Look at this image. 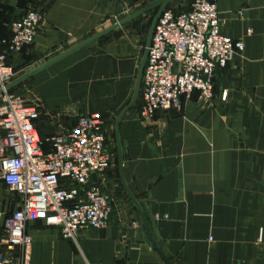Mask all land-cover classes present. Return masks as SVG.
<instances>
[{
    "label": "crops",
    "instance_id": "1",
    "mask_svg": "<svg viewBox=\"0 0 264 264\" xmlns=\"http://www.w3.org/2000/svg\"><path fill=\"white\" fill-rule=\"evenodd\" d=\"M152 1L0 0V52L14 20L30 8L42 14L34 42L8 61L13 81L31 73L10 91L36 105L39 138L96 113L112 154L91 179L110 197L106 226L79 230L73 240L28 222L27 264H164L124 188L171 264H264V0H210L220 32L241 39L242 51L216 69L209 101L192 91L178 108L140 118L137 80L158 5L121 22ZM152 9L143 33L139 19ZM20 203L0 179V252L4 221ZM20 263L17 248L13 264Z\"/></svg>",
    "mask_w": 264,
    "mask_h": 264
},
{
    "label": "built area",
    "instance_id": "2",
    "mask_svg": "<svg viewBox=\"0 0 264 264\" xmlns=\"http://www.w3.org/2000/svg\"><path fill=\"white\" fill-rule=\"evenodd\" d=\"M41 20L37 8L28 9L11 23V37L0 52V179L21 198L19 207L4 221L0 264H13L17 248L20 264H27L28 222L41 220L56 227L62 238L75 240L79 230L104 228L111 209L108 194L90 178L91 173L107 169L112 160L103 118L96 113L81 115L70 130L41 140L33 124L36 105L7 88L16 76L9 55L34 42ZM245 33L250 34V29ZM242 49L241 39L220 32L212 1L191 0L182 11L164 8L147 46L138 116L148 118L158 110L176 109L180 97L192 91L209 101L216 69ZM224 98L221 92L220 99ZM44 143L49 146L46 151Z\"/></svg>",
    "mask_w": 264,
    "mask_h": 264
},
{
    "label": "water",
    "instance_id": "3",
    "mask_svg": "<svg viewBox=\"0 0 264 264\" xmlns=\"http://www.w3.org/2000/svg\"><path fill=\"white\" fill-rule=\"evenodd\" d=\"M170 0H154L152 1L151 3H149L148 5H146L145 7H143L141 10H139L138 12L134 13V14H131L129 16H127L121 23H123L124 21L126 20H129L131 18H133L135 15L139 14L140 12L142 11H145L153 6H156L158 5V9L156 11V13L154 14L152 20H151V23H150V26H149V29H148V33H147V39H146V44H145V48H144V52H143V58L141 60V64H140V68H139V74H138V80H137V86H138V82L140 80V75H141V71H142V68H143V63H144V59H145V56H146V51H147V46L149 44V41H150V36H151V33H152V30H153V26L155 24V21L157 19V17L159 16L160 12L165 8V6L168 4ZM31 75V73L15 80V81H12L9 85H8V89H10L12 86H14L15 84H18L20 82H22L23 80H25L26 78H28L29 76ZM136 86V87H137ZM95 177V174L94 173H91L90 174V178L93 180ZM126 194L129 196V198L132 200V202L134 203L138 213H139V216H140V219H141V224L146 232V235L148 237V240L150 242V245H151V248L159 255V257L161 258V260L164 262V264H171L168 260V258L163 254V252L156 246V244L152 241V239L150 238V235L148 234V231H147V226H146V221L144 219V216L140 210V208L138 207L137 203L135 202V200L133 199V197L130 195V193L124 188Z\"/></svg>",
    "mask_w": 264,
    "mask_h": 264
},
{
    "label": "rangeland",
    "instance_id": "4",
    "mask_svg": "<svg viewBox=\"0 0 264 264\" xmlns=\"http://www.w3.org/2000/svg\"><path fill=\"white\" fill-rule=\"evenodd\" d=\"M191 0H184V2L186 3V4H188L189 2H190ZM172 2H176V3H178L177 4V6H176V9L174 8V10H182L184 7H182L181 5H180V2H179V0H177V1H175V0H172ZM182 4V3H181ZM153 13H154V9H152V10H150V11H148L145 15H143L142 17H140V21H141V27H142V29H143V33H145L146 32V30H147V27H148V24H149V21L151 20V17H152V15H153ZM27 99L29 100V101H31L30 100V98H28L27 97Z\"/></svg>",
    "mask_w": 264,
    "mask_h": 264
},
{
    "label": "trees",
    "instance_id": "5",
    "mask_svg": "<svg viewBox=\"0 0 264 264\" xmlns=\"http://www.w3.org/2000/svg\"><path fill=\"white\" fill-rule=\"evenodd\" d=\"M187 8V6L185 7V9ZM185 9H183V10H185ZM179 11H182V10H179Z\"/></svg>",
    "mask_w": 264,
    "mask_h": 264
}]
</instances>
